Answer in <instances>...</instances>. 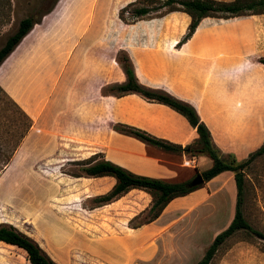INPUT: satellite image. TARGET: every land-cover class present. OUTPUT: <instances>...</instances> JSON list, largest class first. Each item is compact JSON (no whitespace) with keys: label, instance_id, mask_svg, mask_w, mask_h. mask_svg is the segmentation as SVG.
<instances>
[{"label":"crops","instance_id":"obj_1","mask_svg":"<svg viewBox=\"0 0 264 264\" xmlns=\"http://www.w3.org/2000/svg\"><path fill=\"white\" fill-rule=\"evenodd\" d=\"M119 5H117V1L113 3L112 0H108L106 5L104 0H56L52 8L32 25L0 62V89L30 122L13 154L14 157L17 154L19 157L8 163L4 172L0 174V203L15 210L20 214V217L25 218L32 204L31 202L29 206V198L20 193L25 186L32 184L26 179L22 180L24 173L29 171L24 163L29 158L25 159L24 157L32 154L38 155L40 150L45 153L46 151H43L46 149L43 147L44 141H53L55 136L61 133L71 135L70 139H75L78 142L90 143L91 141L95 144V146L88 147V151L86 147L84 151L86 150L88 153L81 157L87 158L98 154L99 157L137 175L168 182H181L186 179H178L179 173L189 172L187 168H192H180V159L186 156L183 152L164 151L112 129L113 124H127L155 138L181 145V147L190 144L196 138L194 128L187 123L185 118L164 104L147 101L135 93L114 95L99 92L105 85L121 83L125 80V75L116 61V56L112 61L114 65L112 74L109 71L102 72L95 71V69L93 71L91 65H88L86 61L87 48L97 41L99 35L102 37L101 30L110 27L108 15L111 14L116 18ZM166 16L177 18L181 22L180 29L171 40L172 45H175L185 33L189 22V17L184 12L171 11L160 17L140 19L127 25H136L137 22L152 23L151 21ZM118 21L123 24L119 19ZM113 22H115L114 19ZM204 45L211 46V51L214 54L211 65H207V69L212 71L214 81L222 80L230 84L229 87L235 91L255 95L253 99L245 100V106L253 110L260 109L261 116L257 117L256 113L251 115V120L254 121L252 131L255 132L248 138L250 142L246 141V143L250 145L255 139L256 143L253 148L258 147L264 139V64L259 61L260 58H264V12L228 18H201L190 37L176 48L178 54L176 57L179 56L182 61H186L189 53L197 51V57L200 58L198 53L205 49ZM119 51H123L128 56L138 83L149 88L163 90L190 104L207 127L214 146L225 155L231 154L235 158L240 157L241 150H238L239 152L237 150L223 152L220 149L213 138L211 129L200 116L194 100L179 95L173 85L150 81L145 75L146 72L140 68L141 64L134 48L124 45L118 48L117 52ZM110 75L112 78H109ZM90 89L93 90V94L89 93V98L83 100L85 94L82 95V92H87ZM77 95L80 96V102ZM124 97H135L157 111L163 112L165 117L157 115V118H154L156 122L150 123L145 120L139 121L137 117L135 120L134 118L126 120L113 114L109 115L110 102L117 104ZM166 117L168 122L162 124ZM81 126L89 127L90 132L86 135L84 132L82 134ZM189 139L191 142H188ZM245 146L247 145L245 144ZM193 158L196 166L197 160L200 158L206 159L207 164L210 165V160L206 156L195 155ZM20 160L22 169L20 170L19 181H21L18 184V190L13 191L12 183H10V192L3 191L1 193L3 185L10 178L8 172ZM224 172L226 171L202 182L200 186L190 192L170 199L152 221L138 224L136 227H128L124 223L113 227L112 231L104 232V236L97 235L94 238L109 239L112 246L118 250H121V247L137 248L138 251H141L142 247H147L146 250H148L156 237L158 238L163 233H168L170 229L179 226L180 221L209 201L212 194L224 181ZM71 181L72 184L79 185V189L88 185V194L84 197L91 198L108 191L114 183V178L110 176H72ZM55 184L60 186L58 182ZM36 187H39L38 182ZM126 199L130 202L126 206L132 208V203H135L139 206V211L148 209L151 202L148 193L132 188L112 201L91 209H80L90 213L91 218L96 212L102 213L105 210L108 212V219L126 220L123 217ZM2 223L14 226L5 219H0V224ZM82 234L85 235L83 236L85 237L84 242L87 241L85 248L90 252L89 243L97 239L91 237L93 235L87 237V234L72 227V236L78 237ZM0 243L3 242L0 241ZM42 250L45 252L43 248Z\"/></svg>","mask_w":264,"mask_h":264},{"label":"rangeland","instance_id":"obj_2","mask_svg":"<svg viewBox=\"0 0 264 264\" xmlns=\"http://www.w3.org/2000/svg\"><path fill=\"white\" fill-rule=\"evenodd\" d=\"M104 1L106 5L108 0ZM112 1H117V5L121 3L116 18L108 15L110 27L101 30L102 37L99 35L97 41L87 48L86 61L91 65V70L109 71L112 74V61L120 52H117L118 48L124 45L134 48L141 64L140 68L146 72L147 78L152 82L173 85L179 95L194 100L200 116L211 129L220 149L223 152L241 150L240 157L236 160L245 159L248 152L257 148H253L255 139L250 145L246 143L250 142L248 138L255 132L252 131L254 121L251 120V115L256 113L257 117L261 116L260 109L253 110L245 106V100L253 99L255 95L235 91L229 87L230 84L222 80L214 81L212 71L207 69V65H211L214 58L209 45H204L205 49L199 51L200 58L197 57V51L189 53L186 61L176 57V48L179 45H172L171 40L180 29L181 22L177 18L166 16L153 20L152 23L122 24L118 21L117 13L127 0ZM153 1L148 5L156 8L157 1ZM50 2L51 0H0V46L5 38L14 32L19 19L25 16L40 19V14L49 7ZM130 8L123 14L128 20ZM165 9L160 8L158 12ZM113 19L115 22L112 23ZM204 68L206 69L203 70ZM109 78H112V75ZM108 86L101 87L99 92L105 94ZM89 93L92 95L93 90L82 92V95L85 94L83 100L89 98ZM77 98L80 102L79 95ZM108 112L109 115L113 114L122 119L135 120L137 117L139 121L150 123L156 122L154 118H157V115L165 117L163 112L135 97H124L117 104L110 102ZM164 120L162 124L168 122L167 117ZM27 126L26 117L0 89V174L8 163L19 157L18 154L15 157L13 154ZM83 126L81 132L86 135L90 130L89 127ZM70 137L71 135L65 133L56 135L55 140L44 141L45 153L40 150L38 155L24 157L29 158L24 162L29 171L24 173L22 180L26 179L32 183L27 187L24 185L20 192L29 198V206L32 202L25 218L22 219L7 210L0 211V219L10 221L19 231L34 239L57 264H195L213 236L229 223L233 213L235 189L232 173L226 171L223 173L224 181L209 201L180 221L179 226L156 237L148 250L147 247H142L141 251L127 247L118 250L112 246L109 239L94 238L124 223L128 227L140 224L147 217V208L139 211V206L135 203H132V208L128 207L126 204L130 202L126 199L123 215L126 220L108 219V212L105 210L102 213L96 212L91 218L90 213L81 210L80 208L97 207V204L91 200L92 197H84L88 194V185L79 189V185L76 186L77 184H72L67 179H72V172H80L79 166L72 164V161L85 159L81 156L86 155L88 147L95 144L91 141L78 142ZM86 147L87 151H84ZM182 160L180 159V168H187L182 165ZM196 164L197 166L194 162L192 168H187L189 172H180L178 179H191L199 171L209 167V163L203 158L198 159ZM16 165L8 172L10 178L3 185L1 193L10 192V183L13 191L18 190L21 181V160ZM56 181L62 182L61 186L58 187ZM241 212L252 228L264 233V153L254 157L243 168ZM72 227L87 234V237L93 235L91 237L97 239L88 242L91 246L90 252L85 248V235L72 236ZM0 264L29 263L21 249L0 244ZM209 264H264V240L244 230H237L218 245Z\"/></svg>","mask_w":264,"mask_h":264},{"label":"trees","instance_id":"obj_3","mask_svg":"<svg viewBox=\"0 0 264 264\" xmlns=\"http://www.w3.org/2000/svg\"><path fill=\"white\" fill-rule=\"evenodd\" d=\"M56 0H51L49 7L40 15L48 12ZM157 1L156 8L149 6L152 0H133L119 8L117 16L125 23H131L139 19H149L163 16L171 11H181L188 15L189 22L185 33L179 39L177 44H181L190 37L199 20L203 17L228 18L242 14H254L264 12V0H154ZM153 1V3H154ZM137 3H139L137 5ZM129 10L130 18L125 19L123 14ZM160 8H166L162 12H158ZM155 13V14H152ZM152 14V15H150ZM39 21V17L34 19L31 16H25L18 20L14 32L8 35L3 44L0 46V62L14 48L20 39L29 31L34 23ZM116 61L120 65L125 80L121 83L111 84L108 86L106 93L114 95H122L126 93H135L147 101L164 104L183 116L187 123L194 128L196 138L191 144L183 147L172 144L165 140L155 138L154 136L125 124H113L112 129L115 131L132 136L141 142L158 147L164 151L183 152L187 157L191 155H203L210 160L208 168L199 171L202 182H205L215 175L223 171L232 173V179L235 189L234 206L232 217L227 226L219 233L215 234L208 246L203 251L201 257L195 264H209L210 259L215 253L218 245L229 235L237 230H244L252 235L264 240V233L252 228L243 218L241 212V194L243 185V168L254 157L264 153V139L262 143L253 151L249 152L247 157L242 160H236L231 154L223 155L214 146L210 133L205 124L199 119L195 109L182 100H179L160 89L146 87L137 82L132 71V65L128 56L122 51L116 55ZM259 61L264 64V58ZM28 121V120H27ZM30 122L28 121L29 127ZM72 164L79 166L80 172L71 174L73 176H110L114 178L111 188L103 194L95 195L91 198L97 206L112 201L129 189H140L148 193L151 197L150 205L146 211L147 217L142 223H147L155 219L161 212L166 203L177 196L184 195L196 187L189 186L190 179L181 182H168L157 178L134 174L108 160L93 154L85 159L74 160ZM72 178V177H70ZM72 182V179H67ZM62 183L60 181H56ZM61 186V185H60ZM7 210L20 217L10 207L0 203V211ZM23 219V217H21ZM138 225H132L136 227ZM0 241L5 245H12L21 249L25 253L26 260L29 264H56L34 241L32 238L16 229L10 224H0Z\"/></svg>","mask_w":264,"mask_h":264},{"label":"water","instance_id":"obj_4","mask_svg":"<svg viewBox=\"0 0 264 264\" xmlns=\"http://www.w3.org/2000/svg\"><path fill=\"white\" fill-rule=\"evenodd\" d=\"M202 183V178L199 174H196L193 178H191L188 182L189 186H195Z\"/></svg>","mask_w":264,"mask_h":264},{"label":"built area","instance_id":"obj_5","mask_svg":"<svg viewBox=\"0 0 264 264\" xmlns=\"http://www.w3.org/2000/svg\"><path fill=\"white\" fill-rule=\"evenodd\" d=\"M182 165L183 166H187V167H193V165H194V158H193V156L187 157V158H183Z\"/></svg>","mask_w":264,"mask_h":264}]
</instances>
